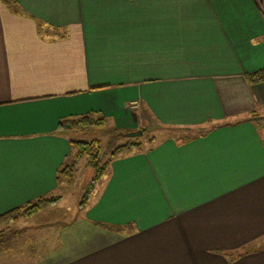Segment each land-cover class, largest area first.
Listing matches in <instances>:
<instances>
[{
    "label": "crops",
    "instance_id": "1",
    "mask_svg": "<svg viewBox=\"0 0 264 264\" xmlns=\"http://www.w3.org/2000/svg\"><path fill=\"white\" fill-rule=\"evenodd\" d=\"M0 1V215L58 196L62 120L161 139L70 220L1 226L0 264H264V0ZM206 129V130H205ZM78 134V133H77Z\"/></svg>",
    "mask_w": 264,
    "mask_h": 264
},
{
    "label": "trees",
    "instance_id": "2",
    "mask_svg": "<svg viewBox=\"0 0 264 264\" xmlns=\"http://www.w3.org/2000/svg\"><path fill=\"white\" fill-rule=\"evenodd\" d=\"M7 6H14L17 8L14 0H0ZM248 80L251 83H258L264 81V70L248 76ZM107 125V121L104 117H99L96 113H90L79 117H72L69 119L62 120L58 126V133H88L96 128H104ZM206 130V129H205ZM121 134L114 130L112 136L118 137ZM71 153L67 156L65 163L58 170L57 181L59 183H72L74 180V172L76 171L77 164L82 159L88 160V166L93 170L94 175L92 181L88 187L86 194L93 190L96 183L105 175L107 168H110L112 162L117 159L130 156L143 152L142 143L136 139L129 140L114 149L109 153L108 159L102 164L100 157L101 152L98 146V141L85 142L71 140ZM88 195H85V200ZM61 200L58 196H44L40 197L26 205L9 211L3 215H0V246L4 239V229H1L2 225H5L9 221H16L22 217L33 216L53 204H56ZM85 200L82 204L86 203Z\"/></svg>",
    "mask_w": 264,
    "mask_h": 264
},
{
    "label": "rangeland",
    "instance_id": "3",
    "mask_svg": "<svg viewBox=\"0 0 264 264\" xmlns=\"http://www.w3.org/2000/svg\"><path fill=\"white\" fill-rule=\"evenodd\" d=\"M262 121H264V118ZM143 135L138 138H125L121 137L120 135L118 137H113V130L110 128L102 129V128H96L91 132L88 133H75L72 134V139L77 141H85V142H92V141H98V146L101 152V159L102 164L106 162L108 159L109 153L114 149L115 147L129 141L136 139L139 142L142 143L143 151L144 149H147L151 147V143L156 141H160L161 139H150L151 137H158L160 133L156 134L152 131L151 128L142 129ZM119 132V131H118ZM120 133V132H119ZM130 133V132H128ZM109 173V168L106 169L104 174ZM94 172L93 170L88 166V160L82 159L78 162L76 171L74 172V180L71 185L67 186L63 185V188L60 190L59 195L61 196L60 203L58 204V208L53 210L52 217L56 216L58 219H65V221L70 220L72 218L73 213L75 212L78 203L76 204V200L79 202V204L84 202L85 195H88V198L85 200L87 203L90 196L95 192L90 191L86 194V191H88V187L92 181ZM105 175L96 183L95 187L97 188V185L101 183L104 179ZM94 190V188H93Z\"/></svg>",
    "mask_w": 264,
    "mask_h": 264
},
{
    "label": "water",
    "instance_id": "4",
    "mask_svg": "<svg viewBox=\"0 0 264 264\" xmlns=\"http://www.w3.org/2000/svg\"><path fill=\"white\" fill-rule=\"evenodd\" d=\"M143 135V131L139 130V131H135V132H130V133H121L120 136L121 137H125V138H138L141 137Z\"/></svg>",
    "mask_w": 264,
    "mask_h": 264
}]
</instances>
